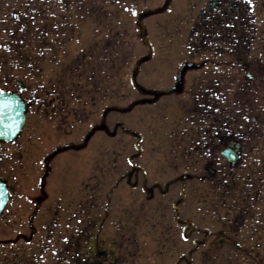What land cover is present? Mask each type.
Wrapping results in <instances>:
<instances>
[{"label": "rangeland", "instance_id": "obj_1", "mask_svg": "<svg viewBox=\"0 0 264 264\" xmlns=\"http://www.w3.org/2000/svg\"><path fill=\"white\" fill-rule=\"evenodd\" d=\"M188 1L171 0L170 13L168 0H0V89L36 99L21 133L1 146L0 176L16 184L8 209L55 216L48 238L28 229L22 238L11 234L12 259L26 260L16 263L66 264L58 255L62 234L69 237L64 226L82 219L98 238L91 251L113 259L121 219L124 235L138 243V259L128 264H264V169L248 167L251 144L264 142V118L246 137L247 165L215 164L208 179L205 165L170 164L168 134L156 115L170 105L154 111L133 103L146 97L131 83L137 60L150 42L162 43L172 20L183 19ZM133 82L147 86L136 73ZM63 186L71 188L68 200L58 195ZM64 209L68 218L59 224ZM22 216L11 226L25 225ZM167 226L174 240L168 247ZM83 241H76L80 254Z\"/></svg>", "mask_w": 264, "mask_h": 264}, {"label": "flooded vegetation", "instance_id": "obj_2", "mask_svg": "<svg viewBox=\"0 0 264 264\" xmlns=\"http://www.w3.org/2000/svg\"><path fill=\"white\" fill-rule=\"evenodd\" d=\"M168 1L166 10L171 13L174 9L170 7L171 0ZM189 1L185 10L179 9L183 19L170 22V29L161 36L162 43L154 39L148 45L146 59L137 60L131 82L137 94L146 95L134 102L151 105L154 111L156 104L163 101V107L170 105L156 111L157 117L165 124L163 135L168 134L165 148L171 154L170 164L184 168L194 164L204 168L205 165L208 179H213L212 172L217 169L215 164H220V168H225L224 165L230 168L247 165L243 156L246 137L252 135L253 127L264 118V0H251L250 4L247 0ZM142 63L148 65L143 67ZM143 68L147 70L142 71ZM135 73L141 80L146 79L147 86L134 84ZM24 101L30 104L36 99ZM258 137H264V133ZM249 152L252 159L248 167L264 169V142L260 144L258 141L253 148L251 144ZM0 180L8 192V200L0 213V232L3 235L0 240L5 242L4 247H0V264H18L16 261L26 260L21 257L12 259L14 253L10 242L14 239L11 234L22 238L24 230L28 229L29 234L48 232V238L53 228L47 224H53L55 216L47 218V215H34L31 210L16 212L8 209L12 206L10 202L16 184L2 176ZM43 185L39 181L41 191ZM65 187H59L57 192L63 200H68L71 188ZM83 191L84 184L81 185ZM34 201L35 207L41 205L42 200L36 198ZM21 206L27 207L25 200H21ZM77 208H81L80 202ZM19 213L25 217V225L16 229L11 225L15 221L13 216ZM74 216L79 217L77 213ZM67 218L68 210L64 209L58 223ZM82 220L76 226H64L63 233H68L69 237L62 234L63 247L58 255L67 256L64 259L66 264H128L124 261H137L138 243L131 235H124L121 228L125 226L121 219H117L116 223H119L114 227L117 237L113 244L118 254L108 261L103 249L93 248L91 251V244H96L98 238L96 234L90 235V220ZM155 225L160 223L157 221ZM43 227L51 229L43 230ZM80 238L84 240L83 254L75 247ZM172 239L170 226L163 227L165 246L173 243ZM107 241V237L100 240L103 244ZM158 253L161 256L162 252Z\"/></svg>", "mask_w": 264, "mask_h": 264}, {"label": "water", "instance_id": "obj_3", "mask_svg": "<svg viewBox=\"0 0 264 264\" xmlns=\"http://www.w3.org/2000/svg\"><path fill=\"white\" fill-rule=\"evenodd\" d=\"M24 118V105L15 93L0 91V141H8L19 132ZM6 200V190L0 182V209Z\"/></svg>", "mask_w": 264, "mask_h": 264}, {"label": "snow or ice", "instance_id": "obj_4", "mask_svg": "<svg viewBox=\"0 0 264 264\" xmlns=\"http://www.w3.org/2000/svg\"><path fill=\"white\" fill-rule=\"evenodd\" d=\"M247 3H249V4H250V3H251V0H247ZM244 118H245V119H247V117H244Z\"/></svg>", "mask_w": 264, "mask_h": 264}]
</instances>
